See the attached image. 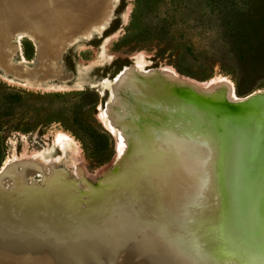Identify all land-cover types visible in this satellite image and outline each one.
<instances>
[{"label":"rangeland","instance_id":"obj_1","mask_svg":"<svg viewBox=\"0 0 264 264\" xmlns=\"http://www.w3.org/2000/svg\"><path fill=\"white\" fill-rule=\"evenodd\" d=\"M104 1L91 27L78 25L79 32H73L57 46L58 34L52 31L51 47L43 52L38 43L25 35L17 38L11 32L7 42L0 38V57L10 56L9 64L21 65L17 67L23 71L10 73L0 66V169L7 171L12 181L14 175H24L21 193L33 189L42 192L46 189V179L55 173H63L72 181L83 179L90 187L97 186L117 166L118 144L126 150L121 158L134 145L130 140L132 132L118 121L123 135L130 136L121 140L120 130L113 124L117 121L114 112L111 118L106 107L131 114V106L150 95L157 80L173 86L169 74L172 70L182 79L194 82L206 97H221V82L228 84L234 91L223 100L230 103L264 91V0ZM1 23L0 27L5 28ZM237 29L241 32L236 33ZM17 43L20 49L14 48ZM52 64L59 67L50 75L44 74L43 69ZM36 68L41 72H32ZM105 98L107 106L101 107ZM141 108L144 110L143 105ZM221 161L214 165L219 175L223 174ZM255 169V174L248 177L252 183L245 199L230 196L234 182L220 177L221 183L217 182L222 184L223 191L216 190L208 211L203 209L197 191L184 196L178 192L177 227L171 225L164 212L165 196L155 191L158 193L155 201L162 202L163 207L148 218L159 217L163 228L161 225L154 233L159 238L163 234L170 236L172 240L169 245L160 244L165 264H173L165 258H172L178 245L184 253L174 256L176 264H189L197 253L209 256L210 249L203 243L213 236L219 246H222L221 238L228 239L224 249L229 260L248 261L252 250L245 252L238 244L249 240L257 250L253 257L264 261V164ZM217 182L210 180L212 191ZM178 186L181 183L174 180L171 190ZM86 198L79 199V206L74 205L77 211L81 206L97 209ZM153 207L151 200L149 213ZM236 210L244 224L236 218ZM252 214L257 218L252 220ZM221 215H225L224 220ZM248 230L261 231L262 239L239 236ZM139 234L143 237L147 230L140 229ZM125 239H109L102 264H140L147 251L140 243L133 248ZM88 257L92 261L98 259L94 253Z\"/></svg>","mask_w":264,"mask_h":264},{"label":"water","instance_id":"obj_2","mask_svg":"<svg viewBox=\"0 0 264 264\" xmlns=\"http://www.w3.org/2000/svg\"><path fill=\"white\" fill-rule=\"evenodd\" d=\"M179 91H181L180 87L176 84L166 89L164 94L154 91L136 100L131 106L133 109L129 115L119 112L117 108H115L116 111L110 110L114 107L107 106L105 98L101 107L107 106L110 112H114L117 119L115 124L118 125V121H122L121 125L130 129L133 134L131 139L129 135L123 136L132 140L134 145L127 155L118 160L117 166L99 181L97 186L90 187V191H94L99 197H95L99 207L94 210L89 207L84 209L81 206L83 212L80 211V213L84 214L79 218H77V212L72 215V211L65 209V205L71 203V200L80 205L79 199L64 198L58 193L51 196L44 193L13 196L10 194L14 189L12 179L6 176L7 171L0 174V233H5L4 231L11 225H33L35 221L62 225L76 223L79 220L88 221V215H96L106 208V211L117 213L122 217L120 223L127 242L132 239L129 236L134 234L139 237L140 234L122 224L126 212L135 215L143 225L146 224L149 232L153 231L152 228L155 225L161 223L159 217L148 218L149 215L143 209L144 200L155 199V195L158 194L156 190H159V194H163L167 200L165 208L162 202L158 206V201H156V210L163 207L168 221H172L171 225L177 227L176 214L179 212L177 208L179 199L176 194L178 192H182L184 196V193L190 194L197 191L203 201V209L208 211L213 206L216 190L222 189V184L218 183H221V175L214 165L216 161L220 162L224 155V148L227 149L229 145V139L223 132L226 121L241 129L234 173L235 186L238 189L237 185L243 180L244 176L241 175L245 174L246 166L258 153V147L264 144V129L256 127L261 124L264 126V91L247 95L248 100L237 104L236 109L238 110L235 113H229L227 118L222 117L219 108L211 104H203L202 99L198 97L197 102L202 103L199 117L203 119L200 121H203L202 127L206 128V132L201 131L196 119L183 110L184 107L177 98ZM209 99L219 98L211 95ZM142 105L144 110L141 108ZM119 128L121 129L120 126ZM150 139H153V143H150ZM143 141L145 145H141ZM239 176H241L240 179H238ZM175 179L180 181L182 189L178 186L179 188L172 191L171 186ZM210 180L218 181L214 191L210 189ZM144 186L148 193L140 189ZM103 193H106L108 197H103ZM238 211L236 210L235 216L239 222L244 224L241 217H237L240 216ZM224 218L225 215L222 220ZM244 233L246 235L240 234L239 236L262 239L261 231ZM169 237L163 234L160 235V240L169 245L172 243ZM153 250L152 248L151 251ZM151 254L155 255V253Z\"/></svg>","mask_w":264,"mask_h":264},{"label":"bare ground","instance_id":"obj_3","mask_svg":"<svg viewBox=\"0 0 264 264\" xmlns=\"http://www.w3.org/2000/svg\"><path fill=\"white\" fill-rule=\"evenodd\" d=\"M104 3H105L104 0H0V21L3 23V25H5V28L0 27L1 28L0 38H2V41L4 40V42H7L6 40L9 38L11 32L16 33L17 38L20 35H25L30 39H32L33 41H35L36 43H38L41 51L43 52L47 49V47H51L49 45L50 44L49 36H51L52 31H56L58 34V36H56L58 37V41H55L58 42L56 43L57 46L59 45V43L63 41V39L68 40L69 37L72 36L70 34H72L73 32H77V31L79 32L78 30L79 28L77 27L78 25L81 27L83 26L85 29L91 27L94 21L97 20V17L99 16L98 14V12L100 11L99 6L103 7ZM19 43H17V45L14 46V48L20 49ZM10 61H11L10 56L8 58L0 57V66H4L7 72L10 73L19 74L20 72L21 73L23 72L21 68L17 67L21 65L14 63L9 64ZM48 66H49L48 69L46 68L45 70L43 69L42 71L46 75H50L55 68L59 67L54 64ZM32 72L37 73L41 71L38 68H36ZM169 74L170 77L173 78L174 84L178 85L181 90L178 93L179 96L177 97L178 102L184 107L183 110L185 112L191 114V116L194 119H196L197 123L201 128L200 130L206 131V128L204 126L202 127L203 121L202 122L200 121L203 120L202 118L199 117L201 115V109H202L200 108V104L202 105V103L199 104V102H197L198 97L202 99L203 104H208V105L211 104L219 108L220 114L222 115L223 118L224 117L227 118L229 113H235L238 110L236 109L237 104L241 102H245L249 98L247 96L245 98H238L237 102H231V103L225 101L226 99L223 100V98L225 97L232 96L234 90L228 84L221 82L223 84L221 97H218L219 99L217 100H210L209 97H206V95L203 93V90L199 88V86H197L194 82L182 79V77H180L174 70H172ZM216 85L217 84H213V86ZM168 88L171 87L164 80H157L155 84H153L151 93H153L154 91L156 92L158 91L159 93L164 94L165 93L164 91ZM111 113L112 112H110V117H111ZM113 124L115 127H117L120 130L119 126L115 124L114 121ZM256 127L259 129H264V126L262 124L257 125ZM223 132L226 135V137L229 139V145L226 147L227 149L224 148L223 151L224 155L221 159L222 160L221 168L223 170V174L221 175V177H226L227 180L230 179V181L234 182L235 184L236 176L234 173L236 169L238 141H239V134L241 132V129L234 127L229 121H226ZM120 138L121 140L125 139L121 130H120ZM143 144L145 145L146 143L143 141L141 145ZM117 149H118L117 152L118 158L119 157L121 158L123 152H125L126 150L124 151V148L122 147L121 144H118ZM259 164H264V144L258 147V153L254 156L253 159H251V162L248 164V166H246V172H245L246 176L243 174L241 175L244 176V178L242 182L239 185H237L240 189L238 188L239 189L238 190L234 185V188H232L229 191L230 196L233 197L238 196V198L242 197V199L247 198L246 197L248 192L247 190L249 189V186H251L252 183L248 177H251L252 175L255 174V172L253 171H257L255 168ZM48 170L50 171V169ZM2 173H4V171L0 172V174ZM241 176H239L238 179H240ZM12 178H13L14 189H12L10 194H13V196L27 195V194L40 195L43 193L51 196L52 194L58 193L59 195L64 196V198H71V199L77 198L82 200L84 197L85 198L87 197L86 202H88L89 204L90 203L94 204L95 206H97V208L99 207L97 200L95 199V197L97 198L99 197L95 194L94 191H90L91 190L90 184L84 181L83 179L79 181L77 180L72 181L69 180L67 176L63 173H55L46 179V189L42 190V192L33 189L32 191L29 190L28 192L21 193L19 192V190L23 188L22 182L23 179L25 178L24 175L20 173L14 175ZM175 182L180 183V181L177 179H175ZM80 187L83 188L82 191L80 190L81 189ZM145 188L146 186H144L143 189L142 188L140 189L143 192L148 193V191L145 190ZM256 190L258 192V188H256ZM102 195L103 197L106 198L108 197L106 193H103ZM161 197H163V194H161ZM155 200H157L156 197L155 199H152V202H154V207L152 208V210H150V213L148 211H149V201H151V199L146 201L144 200L143 209L145 210V213H147L149 216H152L153 214L161 210V208L159 210H156ZM70 202L71 203H67L69 205L67 204L65 205L66 210L72 211L73 213L72 215H75V213L77 212V218H79L80 215L84 214V213H80V211L83 212L82 210L77 211L78 209L74 206V205L77 206L78 203H76L74 200H71ZM67 206H69L68 209ZM71 206H74V208H72ZM223 211L224 210H222V214L224 213ZM82 216L81 218H83ZM88 216H89L88 221L79 220L76 223H70L64 225L59 223L35 221V224L33 225L22 224L19 226L17 225L9 226L8 227L9 229L4 231L5 233H0V260L9 259L10 262L0 261V264H42L45 261L47 262V264H49L48 262H50V264H55V263L102 264L104 262L103 259H105L106 256L105 254L106 249L109 248L107 246L108 243H110L109 239L115 237L125 239L126 237L125 232H123L121 228L120 220L122 217L119 216L117 213H111L108 210L106 211V209H104L103 212L98 213L96 215L93 214ZM223 216L221 217L222 219ZM253 218H257V217L254 216L251 219L253 220ZM254 221L256 222L257 220L254 219ZM122 222L123 225L128 226L132 231L135 232H139L140 229L147 230L146 224L143 225L140 219L138 220V218L135 215H131L128 212L125 213ZM251 222L252 224L255 223L253 221H250V223ZM160 225H162L163 228V223L157 224L154 226V228H152L153 230L152 232L147 231V235L143 237L134 236L133 237L134 239L130 240L131 246L133 248L139 247L137 243H140V246L145 248V250L147 251V254L143 255V258L140 259L139 261L140 264H165L163 259L165 255H162L159 249L160 244H163L164 242H162V240H160V238L154 233L155 229H158ZM244 228L243 230L247 231V229L245 230ZM160 229L161 227L159 228V230ZM129 237L131 238V236ZM215 240L216 239L213 236L212 238H208L206 243H203L202 241V243L205 244L208 247V249H210L209 256L198 254L195 251L193 255H196L195 253H197V255L191 258L190 261H188L189 264H263L264 263V261L263 262L259 261L255 259L256 257H253V254L255 255L254 252H256L257 250L254 246L255 245L254 242L252 241L250 242L249 240H246V242H239L238 244L239 245L238 248L240 249L245 248V252L246 250L247 252L249 250L250 252L251 250L253 252V254L249 252L252 258L249 256L250 259L248 260L247 259L248 257L246 256V259L248 261H245L243 263L239 259L236 260L228 259L229 258L228 253L224 249V244L227 243L228 239L226 241V239L221 238L222 246H219L214 249L210 248L209 245H213L215 243ZM102 241L104 242L102 243ZM152 248L154 249L153 251H151ZM93 253L98 255V259L94 261H92L91 258L88 257L90 254ZM151 253H155V255ZM180 253H184V251L178 245L175 249V255L176 254L179 255ZM249 253L247 254L249 255ZM152 256L154 257L151 258ZM174 256H171L172 258L170 259L165 258V261L167 262L170 261L173 264H176L177 261L173 259ZM11 261H13V263Z\"/></svg>","mask_w":264,"mask_h":264},{"label":"snow or ice","instance_id":"obj_4","mask_svg":"<svg viewBox=\"0 0 264 264\" xmlns=\"http://www.w3.org/2000/svg\"><path fill=\"white\" fill-rule=\"evenodd\" d=\"M210 248L214 249L219 247V242H215L213 245H209Z\"/></svg>","mask_w":264,"mask_h":264},{"label":"trees","instance_id":"obj_5","mask_svg":"<svg viewBox=\"0 0 264 264\" xmlns=\"http://www.w3.org/2000/svg\"><path fill=\"white\" fill-rule=\"evenodd\" d=\"M246 5V4H245ZM248 12V11H247ZM252 28H254V26L252 25ZM241 32V30H239V29H237L236 30V33H240Z\"/></svg>","mask_w":264,"mask_h":264}]
</instances>
